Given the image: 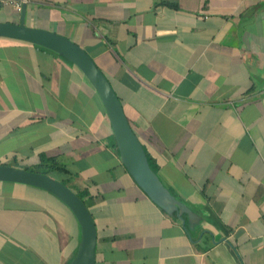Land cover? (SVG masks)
Masks as SVG:
<instances>
[{"label":"crops","instance_id":"obj_1","mask_svg":"<svg viewBox=\"0 0 264 264\" xmlns=\"http://www.w3.org/2000/svg\"><path fill=\"white\" fill-rule=\"evenodd\" d=\"M22 10V9H21ZM21 10L0 7V22ZM27 26L82 46L109 79L183 220L123 165L82 71L0 36V164L54 157L84 192L94 264H264V0H28ZM81 225L62 199L0 181V264H70Z\"/></svg>","mask_w":264,"mask_h":264},{"label":"water","instance_id":"obj_2","mask_svg":"<svg viewBox=\"0 0 264 264\" xmlns=\"http://www.w3.org/2000/svg\"><path fill=\"white\" fill-rule=\"evenodd\" d=\"M25 11L24 5L19 23L0 22V36L18 38L49 48L69 59L82 71L97 91L108 114L123 165L148 196L168 212H177L178 217L183 220L180 203L151 167L147 151L132 128L118 95L93 57L82 46L64 35L27 26ZM0 181L35 185L62 199L71 208L82 229L79 251L70 264H94L96 256L94 219L85 201L74 190L49 174L8 164H0Z\"/></svg>","mask_w":264,"mask_h":264},{"label":"trees","instance_id":"obj_3","mask_svg":"<svg viewBox=\"0 0 264 264\" xmlns=\"http://www.w3.org/2000/svg\"><path fill=\"white\" fill-rule=\"evenodd\" d=\"M148 159H149V163H150L151 167H153V170L155 172H157L156 166L154 165V161L149 155H148ZM24 168H27L28 170L31 169V171H36V172L49 174V175H51V173L53 171H58V172L67 173L68 174V170H67L66 167H64L63 164H60V162L58 160H56L54 157H47L45 155L40 156L39 163H37L35 165H31V166H26ZM63 183H65V182H63ZM77 194L79 195V197H81L85 201V199L83 197L85 195L84 192H81V193L78 192Z\"/></svg>","mask_w":264,"mask_h":264},{"label":"built area","instance_id":"obj_4","mask_svg":"<svg viewBox=\"0 0 264 264\" xmlns=\"http://www.w3.org/2000/svg\"><path fill=\"white\" fill-rule=\"evenodd\" d=\"M26 3H28V0H0V7L11 6L20 11Z\"/></svg>","mask_w":264,"mask_h":264}]
</instances>
